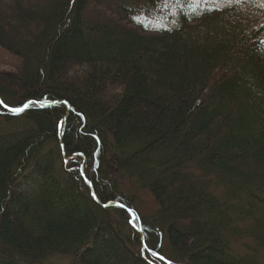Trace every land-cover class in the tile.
Segmentation results:
<instances>
[{"label":"trees","instance_id":"obj_1","mask_svg":"<svg viewBox=\"0 0 264 264\" xmlns=\"http://www.w3.org/2000/svg\"><path fill=\"white\" fill-rule=\"evenodd\" d=\"M26 1L0 0V264H264V0Z\"/></svg>","mask_w":264,"mask_h":264},{"label":"rangeland","instance_id":"obj_2","mask_svg":"<svg viewBox=\"0 0 264 264\" xmlns=\"http://www.w3.org/2000/svg\"><path fill=\"white\" fill-rule=\"evenodd\" d=\"M172 2L177 3L179 6L178 5H174V6L184 10L185 12L194 11V10H196L198 8H202V7L204 8L205 13L208 12L209 9H216L217 12H215L216 10H214L215 13L222 12V11L218 10V8H220V6L218 4L214 3L212 5H209L210 3L207 0H169L167 3H172ZM167 3L165 4L164 9L168 8L170 11H172L173 7L171 8V6L168 5ZM7 4H8V7H10L9 2H6L5 6ZM41 4L42 3L40 1H37L35 3H30V1L27 0L26 5L23 6V8H21V9L26 10L31 6H36V5H41ZM11 7H12V5H11ZM0 8L2 9L3 6L0 5ZM8 16H10V13H7L6 17H8ZM209 16H211V15H209ZM12 19H14V18L12 17ZM12 19H11V21H12ZM9 21L10 20H8V22ZM18 65H19V59L14 54V52L7 50V49L0 46V74L13 73V72L18 70V68H19ZM108 94L111 95V91ZM139 201L142 204V206H141L142 213H144L146 211H149V212L153 211L154 202H153L151 195L147 191H144V192L139 194ZM67 263H68L67 259H61L59 257H54V258H52L51 261H48V264H67Z\"/></svg>","mask_w":264,"mask_h":264},{"label":"snow or ice","instance_id":"obj_3","mask_svg":"<svg viewBox=\"0 0 264 264\" xmlns=\"http://www.w3.org/2000/svg\"><path fill=\"white\" fill-rule=\"evenodd\" d=\"M212 10H213V9H209V11H212ZM134 19H135V17H134ZM29 103H32V102H29ZM29 103H25V104H24L23 106H21V107L10 108L9 110L12 111L13 113H16V114L21 113V112H23L26 108H28ZM53 103H54V102H53ZM86 182H87V181H86ZM152 255H153V256H156L157 253L153 252ZM160 258L163 259V257H160Z\"/></svg>","mask_w":264,"mask_h":264}]
</instances>
